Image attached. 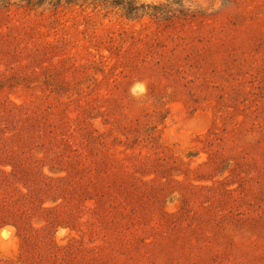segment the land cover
<instances>
[{"label": "rangeland", "instance_id": "obj_1", "mask_svg": "<svg viewBox=\"0 0 264 264\" xmlns=\"http://www.w3.org/2000/svg\"><path fill=\"white\" fill-rule=\"evenodd\" d=\"M136 1L0 0V264H264V0Z\"/></svg>", "mask_w": 264, "mask_h": 264}, {"label": "trees", "instance_id": "obj_2", "mask_svg": "<svg viewBox=\"0 0 264 264\" xmlns=\"http://www.w3.org/2000/svg\"><path fill=\"white\" fill-rule=\"evenodd\" d=\"M117 6H122L127 15L136 14L138 9L142 8L141 6L140 7L137 6L136 0H119V3H117Z\"/></svg>", "mask_w": 264, "mask_h": 264}, {"label": "clouds", "instance_id": "obj_3", "mask_svg": "<svg viewBox=\"0 0 264 264\" xmlns=\"http://www.w3.org/2000/svg\"><path fill=\"white\" fill-rule=\"evenodd\" d=\"M199 2L204 6L207 7V4L205 2V0H199ZM137 89L139 90L140 93H143L146 91V88L143 84H137L134 88H133V93L135 94Z\"/></svg>", "mask_w": 264, "mask_h": 264}]
</instances>
